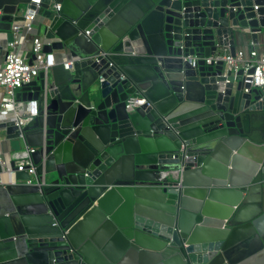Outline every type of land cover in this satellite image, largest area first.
Wrapping results in <instances>:
<instances>
[{
    "label": "water",
    "instance_id": "obj_1",
    "mask_svg": "<svg viewBox=\"0 0 264 264\" xmlns=\"http://www.w3.org/2000/svg\"><path fill=\"white\" fill-rule=\"evenodd\" d=\"M30 1L0 0V36ZM38 6L44 52L72 70L16 93L39 102L30 124L0 122L35 167L0 183V264H264V88L205 63L243 32L256 44L264 0Z\"/></svg>",
    "mask_w": 264,
    "mask_h": 264
},
{
    "label": "built area",
    "instance_id": "obj_2",
    "mask_svg": "<svg viewBox=\"0 0 264 264\" xmlns=\"http://www.w3.org/2000/svg\"><path fill=\"white\" fill-rule=\"evenodd\" d=\"M39 4L40 0H31L21 12V18L12 23L10 33L0 36L2 47L0 50V122H14L19 131L38 116L39 102L17 100L16 93L22 86L36 79L40 73L48 75L49 70L56 65V58L64 55L61 51H52L50 54L44 52V46L49 41L36 35V25L41 21ZM31 5L35 9H31ZM59 9V4L50 6L52 12ZM28 52L32 56L30 63L26 58ZM60 58H62L63 69L71 71V59ZM217 61H222L225 69L232 73L242 70L244 82L249 83L251 88H264V50H257L250 44L249 47L240 46L235 49L234 56H231L228 49H225L221 55L205 59L206 64ZM192 66H194V61ZM250 70L253 72L248 74ZM145 103L144 98L130 97L126 101L125 109L127 112H133L135 108ZM1 141L0 139V183H14V172L10 167V163L13 162L16 172L25 171L30 176V179L24 183L32 184L35 167L30 155L34 149H20L7 155L8 159H4Z\"/></svg>",
    "mask_w": 264,
    "mask_h": 264
},
{
    "label": "crops",
    "instance_id": "obj_3",
    "mask_svg": "<svg viewBox=\"0 0 264 264\" xmlns=\"http://www.w3.org/2000/svg\"><path fill=\"white\" fill-rule=\"evenodd\" d=\"M250 44H252L253 47L255 49H257V50H264V31L257 35V42H256V44H254L251 41L250 36H249L248 33L243 32V33H241V35L239 36V38L236 40V42H235L234 45H235V49H238V47H240V46H248L249 47ZM225 49L226 48H223L221 50V52H223ZM58 55H60V54H58ZM60 57L65 58L64 55L58 56L56 58V61H57L56 62V65L49 70L48 76L53 77L52 76V69L55 68V67L61 66L62 58H60ZM0 139L2 140L1 141V144L2 145L1 146H2V151L4 152L3 153V158L4 159H8L7 158L8 157L7 155H10L11 153H14V152H16V151H18V150L21 149L20 146H19L18 141H16V140H12V141H7L6 142V141H4L2 139V134H0ZM10 184H13V182L10 183ZM258 202H259V194L258 193H254L253 196H252V198L249 200V202H247L248 203V206L246 207L245 211L250 214L252 212V208Z\"/></svg>",
    "mask_w": 264,
    "mask_h": 264
},
{
    "label": "trees",
    "instance_id": "obj_4",
    "mask_svg": "<svg viewBox=\"0 0 264 264\" xmlns=\"http://www.w3.org/2000/svg\"><path fill=\"white\" fill-rule=\"evenodd\" d=\"M41 13V12H40ZM128 60L123 57H114L113 62L115 64H123L127 62ZM52 76L56 83L58 84H64L67 82V79L69 78V74L67 71L63 69L62 66L55 67L52 69Z\"/></svg>",
    "mask_w": 264,
    "mask_h": 264
},
{
    "label": "bare ground",
    "instance_id": "obj_5",
    "mask_svg": "<svg viewBox=\"0 0 264 264\" xmlns=\"http://www.w3.org/2000/svg\"><path fill=\"white\" fill-rule=\"evenodd\" d=\"M172 175H174L175 177H177V173H173Z\"/></svg>",
    "mask_w": 264,
    "mask_h": 264
}]
</instances>
